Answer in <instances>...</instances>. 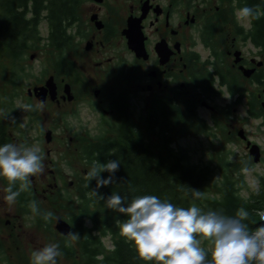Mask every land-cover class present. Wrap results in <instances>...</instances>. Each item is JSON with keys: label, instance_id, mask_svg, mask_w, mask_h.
<instances>
[{"label": "flooded vegetation", "instance_id": "flooded-vegetation-1", "mask_svg": "<svg viewBox=\"0 0 264 264\" xmlns=\"http://www.w3.org/2000/svg\"><path fill=\"white\" fill-rule=\"evenodd\" d=\"M76 1L77 14L69 27L70 44L53 49L43 44L48 41V33L42 35L36 49L13 63L23 68L24 80L34 79L33 84H26L27 88L24 80L22 88L13 84L1 100L0 146H38L44 171L29 177L30 191L22 192L9 204L2 199L7 195L8 182L0 177V264L17 263L12 254L15 248L33 253L51 243L59 245V264L63 235L56 229V222L63 218V197H69L64 189L74 184V178L68 181L59 159H53L61 146H51L69 138L75 144L73 150L80 152L79 142L113 135L114 127L124 121V107L128 103L133 106L131 95H124L122 88L143 91L142 115L161 111L168 103L178 107L183 118L178 127L188 126V112L193 102L197 103L198 117L210 125L211 131L220 127L217 115L222 111L213 100L223 94L222 88H230L231 76L244 75L242 66L255 69L252 77L260 70L240 49L241 44L252 43V22L238 20L234 15L237 6H223L224 0ZM226 29L234 34L229 40L225 37L230 30ZM130 32L139 44V52L130 46ZM42 48L55 56L50 67L40 59L41 72L35 76L37 66L33 63ZM236 52H240L238 62ZM51 77L56 84L55 97L47 91L45 100H40L35 87L45 86ZM210 100L213 104L207 102ZM25 105L31 107L25 109ZM52 106L55 112L49 116L45 108ZM203 107L210 110L208 116L201 112ZM33 200L38 214L28 207ZM46 212L53 214L47 222L42 218ZM36 230L50 232L52 238L46 240ZM24 247H29V252ZM25 264L32 261L26 260Z\"/></svg>", "mask_w": 264, "mask_h": 264}, {"label": "trees", "instance_id": "trees-1", "mask_svg": "<svg viewBox=\"0 0 264 264\" xmlns=\"http://www.w3.org/2000/svg\"><path fill=\"white\" fill-rule=\"evenodd\" d=\"M229 4L237 8L259 6L264 12V0H229ZM76 14V0H0V52L10 57V74L15 86H23L24 73L22 67L13 66V63L20 62L30 49H36L43 38L41 25L46 23L48 33L44 46H52L53 49L66 47L72 40L69 27ZM251 22L250 40L264 51V16ZM250 80L264 86V68ZM228 84L230 88L226 89L237 97L235 102L243 104L247 97L246 88L239 76H231ZM207 85L211 86L212 82L208 80ZM204 89L208 92L213 90ZM262 103L254 94L247 97L251 118L263 116ZM135 116L136 111L128 103L124 107V121L114 127L113 135L93 138L81 146L80 154L90 169L94 160L100 163L118 160L120 167L114 174L113 183L98 190L96 180L89 182L87 174L79 179L77 209L74 210L71 204L67 215L77 247L70 243V234L63 236L62 252L65 256L76 258L78 264H146L137 258L132 243L120 234L118 222L128 217L105 205L113 193L124 197L126 203L140 196L154 195L177 207L188 208L195 203L204 212L213 210L225 216H235L237 209L243 207L249 212L245 221L249 229L254 230L264 224L260 213L253 207L255 193L249 198L242 196V190L248 187L240 171L243 166L231 160L229 152L222 149L216 157L212 154L208 161L201 158L195 162L188 148L175 146L176 129L183 119L178 107L168 103L162 106L161 111L143 115L141 121ZM187 125V128L205 133L211 129L209 124L201 122L194 102L188 112ZM112 149L116 151L110 155ZM100 175L107 178L111 174L103 172ZM193 189L201 191V199H194ZM93 190H97L98 195H92ZM260 192H264V185ZM105 238L110 239L111 247L106 245ZM201 246L210 259L211 243L203 241Z\"/></svg>", "mask_w": 264, "mask_h": 264}, {"label": "clouds", "instance_id": "clouds-1", "mask_svg": "<svg viewBox=\"0 0 264 264\" xmlns=\"http://www.w3.org/2000/svg\"><path fill=\"white\" fill-rule=\"evenodd\" d=\"M238 20L252 21L264 16L259 6L235 9ZM30 105H25L29 109ZM111 150L110 155L115 153ZM120 161L92 162L87 173L88 181L96 180V189L113 183ZM44 171L43 155L38 146L26 147L8 143L0 146V177L7 180L5 200L14 203L22 192L30 191L29 177ZM245 173L248 169H243ZM108 172L107 178L100 174ZM16 189V190H14ZM93 190L92 195H98ZM194 199H201L200 190L193 189ZM103 199V197H100ZM108 209L128 217L118 222L120 234L131 242L137 258L155 264H264V224L249 229L245 221L249 212L240 207L235 216H225L218 211L204 212L193 203L188 208L177 207L154 195H144L126 203L119 194H111L105 201ZM33 214L39 209L33 200L28 204ZM51 212L43 214L45 222L52 218ZM264 221V213L259 214ZM72 238L75 235L71 234ZM197 237H200L198 239ZM203 241L212 245L210 259L201 246ZM58 244L46 245L31 254L32 264H56L60 255Z\"/></svg>", "mask_w": 264, "mask_h": 264}, {"label": "rangeland", "instance_id": "rangeland-1", "mask_svg": "<svg viewBox=\"0 0 264 264\" xmlns=\"http://www.w3.org/2000/svg\"><path fill=\"white\" fill-rule=\"evenodd\" d=\"M215 3L218 0H214ZM224 5L229 4V0H224ZM248 24V21H244ZM228 35L225 37L229 40V37H232L234 34L231 29H226ZM41 35L45 36L47 34L46 23H43L40 28ZM232 33V34H231ZM240 49L242 53L247 57L248 62L251 64V59L254 60L256 65L258 66L257 70L260 71L264 68V51L255 46L253 43L246 42L245 44H241ZM39 55L34 59V65L37 68L34 70L35 76H38L41 72L40 64L41 61H44V64L47 63L48 67L51 65V61L55 56V53L51 50H47L46 48H42L39 52ZM234 59H230L231 61ZM32 63V61H30ZM261 63V64H259ZM11 61L10 57L6 53L0 52V104L1 100L4 99L7 94L9 88H13L12 76H11ZM240 81L243 83L244 88H246V96L248 97L251 94L257 96L259 102L264 103V86H260L255 81H251L249 78L245 77L243 74L238 75ZM34 79L32 77L24 80V88H27L28 85L33 84ZM22 88V86H18ZM120 89V88H118ZM124 91V95H131V102L133 103V109L136 111L135 119L139 121L141 117H143L141 113V101L140 98L144 97L140 88H122ZM223 94L214 98V102L219 105L222 109L220 113L217 115L218 122H220V127L216 129L215 127L209 133L200 132L199 130H193L187 128L185 126L177 127L175 133V140L177 141L176 147L188 148L191 152L192 160L198 162L201 158L205 161H208L212 154L216 157L219 152L223 149L226 152H229V156L231 160L239 163V166L242 165L241 170L244 174V180L247 182L248 187L242 190V196L249 198L252 193H255V198L253 199V207L256 208L257 213H264V192L261 193L260 190L264 185V111L263 116L261 118L255 119L251 118L248 113L247 107V97L244 98L243 104H238L235 102L236 96H232L226 88H222ZM6 100V99H5ZM209 104H213L212 101H207ZM262 103V104H263ZM264 108V105H263ZM47 115L52 116L55 112V108L52 106L51 108L46 107ZM225 111H229V115L226 114ZM4 113V108L2 109ZM201 112L208 116L210 114V110L207 107L201 108ZM140 115V117H139ZM189 129V130H188ZM240 130H244L247 140H250L252 143L258 144L262 149L261 159L259 161H254L253 156L250 154L249 147L246 144V140L237 136ZM96 134V131L93 132ZM236 136L238 138H236ZM96 138V136H93ZM92 140V139H87ZM214 143H211V142ZM45 142V141H44ZM46 143V142H45ZM74 142L70 141L69 138H65L62 142H55L52 144V148L55 146H61L57 148L55 155H53V159H59V163L63 170V173H67L69 177L67 180H74V184L66 185V189H64V194H68L67 197H63V208H62V216L63 218H67L68 213L71 210L70 205L73 204V209H77V199L79 197V189L78 182L79 178H84V176L90 171V167L87 166L86 162L83 160L80 152H75L73 148H75ZM47 144V143H46ZM84 145V142H79L77 146L81 148ZM248 161L247 164H244ZM50 165V164H49ZM247 168L248 172L245 173L243 169ZM73 172L75 175H73ZM77 176V177H75ZM79 177V178H78ZM260 193V194H259ZM259 194V195H258ZM5 200V198H2ZM7 203V201H6ZM9 204V202L7 203ZM30 225V224H29ZM38 234H42L45 236L46 240H50L52 235L47 231L36 230ZM69 241L72 245L77 247L76 238H72L69 236ZM105 243L107 246L111 247V241L109 238H105ZM9 244V243H8ZM27 243H23L26 245ZM52 244V243H51ZM28 252L30 250L29 247H24ZM23 249L12 250V254L14 253V260L17 261L16 264H25V261L31 260L32 253H23L21 252ZM15 251L17 253H15ZM22 253V254H21ZM30 255V257H25L26 255ZM59 264H78V260L76 258L67 257L61 253V260Z\"/></svg>", "mask_w": 264, "mask_h": 264}, {"label": "water", "instance_id": "water-1", "mask_svg": "<svg viewBox=\"0 0 264 264\" xmlns=\"http://www.w3.org/2000/svg\"><path fill=\"white\" fill-rule=\"evenodd\" d=\"M97 1H102V0H97ZM129 36H130L129 37L130 38V46L133 49H135L137 52H139L140 47H139V44L137 43V40L135 39L134 33L130 32ZM235 55L237 57L236 62L240 61L241 60V58H239L240 52H236ZM259 64H261V63H259ZM241 69L243 70V73L246 77H251V75L255 71V69H250V68L248 69V68H245L243 66L241 67ZM55 88H56V84L53 81V77H51L50 79H48L45 86L35 87V92H36V94L40 100H45V96H46L47 91H50L53 98L55 97ZM263 105H264V103H263ZM238 134L242 139H244V140L248 139L244 130H240L238 132ZM46 138L48 141H50L49 133L47 134ZM247 146L249 147L250 154L253 156L254 161H256V162L259 161L261 159V155H262L261 147L256 143H252L250 140L247 141ZM262 223H264V221H262ZM56 229L62 235L66 236V235H69L71 233L72 226L67 220H65L63 218H58L57 222H56Z\"/></svg>", "mask_w": 264, "mask_h": 264}]
</instances>
